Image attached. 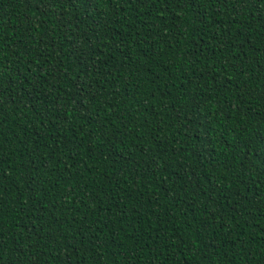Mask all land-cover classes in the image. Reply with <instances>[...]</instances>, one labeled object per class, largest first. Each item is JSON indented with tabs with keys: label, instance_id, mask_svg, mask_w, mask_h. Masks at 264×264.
Masks as SVG:
<instances>
[{
	"label": "trees",
	"instance_id": "16d2710c",
	"mask_svg": "<svg viewBox=\"0 0 264 264\" xmlns=\"http://www.w3.org/2000/svg\"><path fill=\"white\" fill-rule=\"evenodd\" d=\"M0 264H264V0H0Z\"/></svg>",
	"mask_w": 264,
	"mask_h": 264
},
{
	"label": "snow or ice",
	"instance_id": "6c2138e0",
	"mask_svg": "<svg viewBox=\"0 0 264 264\" xmlns=\"http://www.w3.org/2000/svg\"><path fill=\"white\" fill-rule=\"evenodd\" d=\"M42 2H45V0H42Z\"/></svg>",
	"mask_w": 264,
	"mask_h": 264
}]
</instances>
